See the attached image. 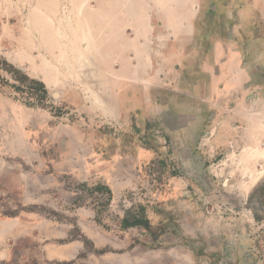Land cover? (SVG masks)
Wrapping results in <instances>:
<instances>
[{"label": "rangeland", "instance_id": "rangeland-1", "mask_svg": "<svg viewBox=\"0 0 264 264\" xmlns=\"http://www.w3.org/2000/svg\"><path fill=\"white\" fill-rule=\"evenodd\" d=\"M111 8L140 9L142 32L187 27L220 58L228 80L196 148L105 155L101 132L126 130L96 110L92 30ZM0 57V264H264L248 205L264 178V0H0ZM137 127L133 139L165 143Z\"/></svg>", "mask_w": 264, "mask_h": 264}, {"label": "crops", "instance_id": "crops-1", "mask_svg": "<svg viewBox=\"0 0 264 264\" xmlns=\"http://www.w3.org/2000/svg\"><path fill=\"white\" fill-rule=\"evenodd\" d=\"M101 12L109 19H103L101 27L94 21L92 30V35L101 41L99 59L93 60L95 66L91 68L102 97L97 115L102 122L118 123L126 129L120 136L101 132L107 145L105 155L109 158L121 154L122 143L131 144L130 154L139 162L164 153L171 157L185 145L196 148L207 127L205 112L210 104L219 102L222 85L228 80L217 65L220 58L216 61L214 53L206 58V42L195 33L189 39L187 27L174 31L164 24L158 30L160 26L143 22L146 30L142 32L141 23L136 21L140 9L111 8ZM156 32L164 34L157 38ZM244 37L239 43L247 45ZM215 42L213 48L219 46ZM235 57H241L239 52ZM131 124L137 128L146 126L150 132L159 128L165 143L151 133L147 145L133 139L126 128Z\"/></svg>", "mask_w": 264, "mask_h": 264}, {"label": "trees", "instance_id": "trees-1", "mask_svg": "<svg viewBox=\"0 0 264 264\" xmlns=\"http://www.w3.org/2000/svg\"><path fill=\"white\" fill-rule=\"evenodd\" d=\"M1 60V57H0ZM5 63L9 66H14L10 64L8 61L5 60ZM2 75L0 74V80H2ZM26 78V77H25ZM32 82L36 86H29V88H32L33 90L30 91V94L37 100L40 101V99L47 97L49 94V91L47 89L46 84L44 81H39L36 79H33ZM14 87L19 88V86L15 85ZM143 144H149L150 139H147L146 137L142 138L141 141ZM248 205L252 209L254 218L258 221H261L264 219V178L254 187V189L250 192L249 198H248ZM142 222V219H125V225H137ZM148 223V220H146Z\"/></svg>", "mask_w": 264, "mask_h": 264}]
</instances>
